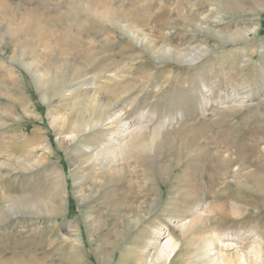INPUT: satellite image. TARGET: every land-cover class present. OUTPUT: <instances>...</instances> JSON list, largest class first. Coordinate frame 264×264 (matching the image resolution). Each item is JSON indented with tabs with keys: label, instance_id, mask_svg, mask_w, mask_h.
Here are the masks:
<instances>
[{
	"label": "rangeland",
	"instance_id": "1",
	"mask_svg": "<svg viewBox=\"0 0 264 264\" xmlns=\"http://www.w3.org/2000/svg\"><path fill=\"white\" fill-rule=\"evenodd\" d=\"M135 1L158 7L153 20L103 25L84 39L104 45L79 61L61 45L51 56L23 23L30 14L35 27L39 16L61 17L65 4L55 12L53 0H0V264H136L147 242L152 253L169 236L179 244L173 264H200L211 238L214 250L264 258V0H173L180 15L163 25L155 20L166 0ZM172 46L197 50L178 61ZM71 55L74 70L61 76L55 67ZM99 98L116 101L110 118L71 135ZM125 113L147 126L126 137L143 132L139 139L158 146L125 152L126 168L84 163L85 149ZM76 224L83 242L74 250L67 237Z\"/></svg>",
	"mask_w": 264,
	"mask_h": 264
},
{
	"label": "bare ground",
	"instance_id": "2",
	"mask_svg": "<svg viewBox=\"0 0 264 264\" xmlns=\"http://www.w3.org/2000/svg\"><path fill=\"white\" fill-rule=\"evenodd\" d=\"M171 1H173V0H166L163 4L160 3V4H162V5H160V8L163 11L161 13L162 14L161 17H163V19H161V22L159 20H155L156 23H158L159 25L166 24L168 22L166 17L171 15L172 12H174V14L177 13L178 15H180V12L178 9L174 8V10H172L173 8L169 7V4ZM68 2H69L68 0H53V2H52L53 7H54L53 10L56 12V10L59 8V6H63L65 4L66 5L65 7L67 8L65 10V13H63V16H61V17H56L55 15H57V14H54V15L50 14L51 17L49 19H46V18L39 16L37 18L38 23H39L38 27H35V25L33 24V21H34L33 18H34V16L36 17V15L32 14L33 15L32 16L30 14L29 16L24 18L25 22L23 21L24 25L28 28L30 35L32 34L34 36L32 38V40H34V41L35 40H41V37H44L43 43H45L46 44L45 46L47 48H49V52H50L51 56L54 55V58H55V55L57 56V54H58L57 47L59 45H61L62 50L64 51L63 54H65V55L66 54L68 55V53L75 54V55H77V59H79V61H80L81 58L88 57L87 53L89 50L94 49V47H99V46L102 47V45H104V44H98L95 46V45H93V43H88L89 40L84 39L85 35L87 36V38L90 39V37L96 36L98 31H100V32L103 30L105 31L104 27L106 25H109V27H106V28H108L107 29L108 31L109 30L114 31L116 27L120 26L119 24H121L122 20H126L128 23L135 22L138 24L144 23L145 21L151 22L153 20V19L151 20V17H152L151 13L155 12L153 10L155 8L154 3L147 2L146 5L140 6L138 4V2L136 3L135 0H133V2L136 4V8H135V10H132V11H124V10L120 11L118 9H115L112 6L109 7L108 2L106 0H73V1H71V3H68ZM157 5L159 6V3ZM156 8H158V7H156ZM150 10H153V11H150ZM157 10H159V9H157ZM190 11H192V9ZM30 13H32V12H30ZM66 15L71 17L70 19H68V22L66 21V17H67ZM44 24H48V28H45ZM103 25H104V27H103ZM187 25L189 26V23ZM183 27H186V26H183ZM59 29H62L63 31H58ZM17 33L18 32L15 31V34H17ZM222 33H224V32H222ZM109 37H110V34L108 35V39L106 40L105 43H112L113 40H109L110 39ZM168 37H170L171 40L175 41L176 35L175 36H168ZM179 37H177V38H179ZM69 43L71 44L70 49H68L66 47V45ZM153 46H155V45H153ZM68 47H69V45H68ZM148 47H150V46H148ZM183 49L179 48L177 46H172V48L169 50L174 55V58L178 59V61H179V59L182 61L186 60L185 58L189 57L191 55V52L193 53V52H196V50H197L195 48H192L191 50H183ZM69 57H70L69 59L67 57L65 58L66 60L63 61L64 64L62 67L60 65L55 67L56 70L59 71L61 76L66 77L70 73V71L74 70L73 69L74 64L77 63V59H73L74 62L71 61L72 55ZM101 62H103V61L101 60ZM50 65H52V63ZM59 66H60V69H59ZM103 71L104 70H101L100 73L104 74ZM56 73H58V72H56ZM59 77H60V75H59ZM107 79L109 80V77H107ZM204 86L206 87L207 85L204 84ZM104 89H106V86H104V84H103L101 86V91H103ZM112 89L113 88H108L107 91H111V94H112V92H114V90H112ZM94 100L97 101V108H95V107L90 108V106H89V108H87V112L83 115L82 121L80 122V125L75 126V128H73V130L70 131L71 135H72V133H78L80 131L85 132L86 129L90 128V127L93 128V127H96L98 125H102L108 118H110V111L112 109V108H110V106L113 105L114 103H116V101H113V99H109L111 102L107 101L104 103L103 101L100 100V98L94 99ZM183 103L184 102H182V103L177 102V104L180 107L182 104V106L187 108L186 107L187 103L186 104H183ZM177 104L175 105L176 107L178 106ZM188 104H190V103H188ZM192 107H193V105H192ZM115 114H117V112H115ZM118 115H119V113L116 116H118ZM113 125L114 126L106 129L107 132L108 131L110 132V134L108 132V134H109L108 138H106V139L104 138V139L99 140V143L97 144V146L95 148L89 147L88 149H85V151L83 149L84 153H82V156L84 157V160H83L84 163H86L87 165L91 164L93 166H96V165L101 166V164L104 163L107 165L109 164L110 166H113V167L116 166L117 164L122 163L120 165L122 167L126 168V167H129L128 165H130V164L128 161L123 159V155L125 152L132 150L133 152L135 151L139 156V154L144 153L146 150H148V149L154 150L155 147L158 146L155 142L156 139H155V141L154 140H147L145 138L139 139V136H141L143 133V132L140 133L141 130H143L147 126H146V124L143 123V121L139 122L137 124L131 122L129 120L128 113H125V115H123V117L118 118ZM130 130H133L132 131L133 133L136 130H140V132H138L139 135L137 137L131 136V137L127 138L126 135L129 133ZM158 133L159 132H157V134ZM157 136H155V137H157ZM94 168H95V172H97L100 169V168H96V167H94ZM84 179H85V177L81 175V176L75 178V182L82 184ZM67 182H68V180H67ZM157 186H158V188H162L160 183H157ZM92 194H93V192L91 191L90 193H88V195H86V194L80 195V198L83 201H85V200L89 199V197H91ZM32 200H33V198H32ZM31 202H33V201H31ZM17 203H19V202H17ZM95 212L90 211L88 213V215L86 216L88 218V221H89L88 222L89 228H90L91 232H93V233L100 228V223L98 220L99 218ZM198 215H200V213ZM144 218H145V216L138 215L135 224L138 225ZM190 223H194V219L189 220L188 222L182 224V226L183 227L188 226V224H190ZM71 228H72V232L70 233V236L67 237L68 239L70 237L69 244L71 245V247L74 250L80 249L81 248L80 245L83 242V240L81 239L82 237L80 238V235L77 233V231L81 230V225L80 224L71 225ZM154 233H157V231H155ZM216 238L220 239L219 236ZM31 239H33V238H31ZM214 239L215 238H211L209 241H207L205 243V246L203 247L204 251L202 253V256L200 257V261H201L200 264H262L263 263L264 258L261 254H257L254 257V256H248L246 254L229 253L225 249L214 250L213 249L214 248V245H213ZM26 242H27V240H26ZM221 242H223V241H221ZM149 244L150 243L147 242L142 247L140 261L137 262L136 264H173V261L177 255V250L179 248V244L174 237L169 236L167 238V240L165 241V243H163L162 245L156 246L154 251H152V253L149 252V250H150ZM36 246H37V244H36ZM225 246H227V245H225ZM136 260L137 259H135V262H136ZM190 262H191V264H197V262H194L193 260H191ZM86 264H89V262L88 263L86 262Z\"/></svg>",
	"mask_w": 264,
	"mask_h": 264
}]
</instances>
